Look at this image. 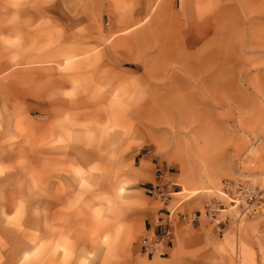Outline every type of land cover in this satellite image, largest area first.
<instances>
[{"label":"rangeland","instance_id":"1","mask_svg":"<svg viewBox=\"0 0 264 264\" xmlns=\"http://www.w3.org/2000/svg\"><path fill=\"white\" fill-rule=\"evenodd\" d=\"M161 197L203 256L141 251ZM0 264H264V0H0Z\"/></svg>","mask_w":264,"mask_h":264},{"label":"crops","instance_id":"2","mask_svg":"<svg viewBox=\"0 0 264 264\" xmlns=\"http://www.w3.org/2000/svg\"><path fill=\"white\" fill-rule=\"evenodd\" d=\"M159 8L161 9V7ZM142 160L134 171V179L146 196H156L155 193L158 192V186L161 183L166 184L167 188H171V179L174 178L175 173L171 171L167 163L154 158L152 150H147L142 155ZM161 175L164 176L163 180L160 179ZM158 201L157 206L148 210L144 220L145 233L147 234L165 238L167 232L172 233V242L162 246L158 256L172 262L182 261L183 256L193 253L203 256L207 240L206 230L210 222L192 205L183 204L181 206V203L173 206L166 197H161Z\"/></svg>","mask_w":264,"mask_h":264},{"label":"built area","instance_id":"3","mask_svg":"<svg viewBox=\"0 0 264 264\" xmlns=\"http://www.w3.org/2000/svg\"><path fill=\"white\" fill-rule=\"evenodd\" d=\"M161 180L164 179V176L161 175ZM163 188L162 184L158 186V191H161ZM168 214H171L168 212ZM171 232H167V237L170 238ZM169 239H165L162 237H158L155 234H146L141 240V251L147 256V257H154L156 255H160V249L162 246H164L165 243H167ZM164 242V243H163Z\"/></svg>","mask_w":264,"mask_h":264},{"label":"bare ground","instance_id":"4","mask_svg":"<svg viewBox=\"0 0 264 264\" xmlns=\"http://www.w3.org/2000/svg\"><path fill=\"white\" fill-rule=\"evenodd\" d=\"M180 103H181V102H180ZM178 106H179V105H178ZM180 107H181V106H179V108H180ZM184 108H185V107H184ZM181 110L183 111V108H182ZM181 110H180V111H181ZM160 177H161V176H160ZM160 179H161V178H160ZM161 184H162V186H163V183H161ZM163 188H164V186H163ZM146 234H147V233H145V235H146ZM156 236H158V235H156ZM171 236H172V233H171L170 236H169L170 238L165 237V239H167V240L169 239L168 242H170V243L172 242V237H171ZM158 237H160V236H158ZM162 238H164V237H162ZM168 242H167V243H168ZM163 243H164V242H163ZM167 243H165L164 246H166ZM156 256H157V255H156ZM150 257H152V256H150ZM154 257H155V256H154Z\"/></svg>","mask_w":264,"mask_h":264}]
</instances>
